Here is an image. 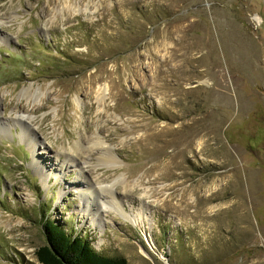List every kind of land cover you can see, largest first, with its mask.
Segmentation results:
<instances>
[{
  "label": "rangeland",
  "instance_id": "obj_1",
  "mask_svg": "<svg viewBox=\"0 0 264 264\" xmlns=\"http://www.w3.org/2000/svg\"><path fill=\"white\" fill-rule=\"evenodd\" d=\"M0 122V264H42L46 216L129 264H264V0H0ZM79 171L147 217L93 224Z\"/></svg>",
  "mask_w": 264,
  "mask_h": 264
},
{
  "label": "bare ground",
  "instance_id": "obj_2",
  "mask_svg": "<svg viewBox=\"0 0 264 264\" xmlns=\"http://www.w3.org/2000/svg\"><path fill=\"white\" fill-rule=\"evenodd\" d=\"M26 92H28V94H30L29 92V86L28 88L23 89L22 94H25ZM26 93V95H28ZM100 102L103 101L104 99V95L100 94L99 96ZM29 119L28 116L24 117V115H19L16 114L15 118L12 120H14L16 123H19L20 125L23 126V128L25 129V131H27L28 133V126H24L23 125V121L26 122V120ZM0 125H3L0 122ZM100 138L95 137V139L91 142L90 146H83L82 145V139L80 141H77L74 145V147H72V150L75 151V153L77 154V156L81 159V161L84 163H86V159L85 158V153L83 152L86 147L87 149L91 150V146L95 147L97 149L96 152H98V156L96 157L98 161H100L103 164H106L107 166L110 167H115V165L118 163L117 160L115 159V155L114 153H112L110 147L108 145H106V143L102 140H99ZM34 144V143H33ZM35 148V146H34ZM93 148V149H95ZM91 152V151H90ZM36 151L34 149V153H33V160L36 161V163H38L37 166L42 167V169H44V164H42L37 158H36ZM37 159V160H36ZM67 160L70 161H74L72 159H70L69 157L66 158ZM33 161V162H34ZM76 161V160H75ZM64 162V161H63ZM99 162V163H100ZM35 163V164H36ZM65 163V162H64ZM63 164V163H62ZM63 167L64 165H60V167ZM55 174H60V170H58ZM45 177V180L48 178V173L43 174ZM61 180L62 179V175H59ZM78 176L82 178V180L78 179L79 182H82V184H78L77 186H67V188H73L74 190H76L78 193H83L85 194L88 198V202H86L85 204L82 205L83 207V212H86L89 214L90 218H91V222L93 224H98V220L97 217L103 212L106 213L108 212L109 207L111 209H113L121 218L125 219L126 221L136 225L138 223H140L143 219V217L145 218V216L147 217V214L144 215L143 211H135L134 209H125V206L123 204V202H121V200H117V198L115 197L111 187H112V182L111 185H103L102 181H100L99 179L95 180L96 184H94V182L92 183L90 180H88V178L86 177V175L82 172L79 171L78 172ZM104 182V181H103ZM122 182L124 183V180H122ZM114 184V183H113ZM126 185V183H125ZM126 187V186H125ZM62 193L60 192L59 195H61ZM147 191H143V195H147ZM82 196V195H81ZM86 201V200H85ZM93 202H97L95 205L93 204ZM105 207L103 210L102 208ZM108 207V208H107ZM129 207L132 208L131 204H129ZM103 210V211H102ZM133 211V213H131L130 211Z\"/></svg>",
  "mask_w": 264,
  "mask_h": 264
},
{
  "label": "trees",
  "instance_id": "obj_3",
  "mask_svg": "<svg viewBox=\"0 0 264 264\" xmlns=\"http://www.w3.org/2000/svg\"><path fill=\"white\" fill-rule=\"evenodd\" d=\"M41 225L46 241L36 248L35 256L42 264H129L125 257L99 253L90 240L66 231L49 216L42 219Z\"/></svg>",
  "mask_w": 264,
  "mask_h": 264
}]
</instances>
